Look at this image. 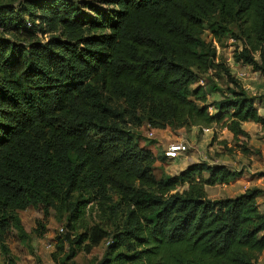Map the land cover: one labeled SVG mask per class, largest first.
<instances>
[{"label":"trees","instance_id":"obj_1","mask_svg":"<svg viewBox=\"0 0 264 264\" xmlns=\"http://www.w3.org/2000/svg\"><path fill=\"white\" fill-rule=\"evenodd\" d=\"M104 1L112 9L87 5L88 15L72 0H0L3 264H15L5 242L14 229L25 237L16 212L27 208L68 214L59 264L102 242L95 264H258L264 191L208 199L205 187L241 173L206 163L156 179L154 163L167 158L141 147L127 125L221 124L233 139L248 138L244 123L264 129L254 99L202 37L237 42L235 64L264 80V0ZM213 92L221 99L208 103ZM95 207L101 222L89 225Z\"/></svg>","mask_w":264,"mask_h":264},{"label":"rangeland","instance_id":"obj_2","mask_svg":"<svg viewBox=\"0 0 264 264\" xmlns=\"http://www.w3.org/2000/svg\"><path fill=\"white\" fill-rule=\"evenodd\" d=\"M18 1L12 3L18 6ZM22 1V0H21ZM77 6L83 8V12L91 15L87 5L100 7L102 10L112 9L106 5L104 0H72ZM11 41L22 39L14 37L8 33L5 35ZM49 36L35 35L34 40L44 42ZM203 39L210 43L216 51V63H225L229 68L230 74L240 81L243 89L248 96L254 99V105L258 113L264 116V80L253 72L251 67L242 64H235L233 51L237 42L232 39L224 38L220 43L212 40L210 32L205 30ZM218 88L224 91L228 86L223 77H217L214 71L209 73ZM221 78V79H220ZM203 85L197 81L195 86ZM220 92H213L208 97V103L220 100ZM212 113V109H209ZM127 128L140 136V146L148 149L152 154L160 159L163 151L168 144L173 142H184L188 146V152L176 160L165 159L157 160L153 166V174L156 179L164 176H174L183 171L188 165L194 163H206L211 166L223 165L231 171L241 173L240 177L228 184L214 185L205 187L208 199L217 200L221 198H233L250 188H260L264 191V129L259 124L247 123L242 128L248 134V138L233 139L232 135L221 124L213 125L210 132L197 127H187L180 129L165 128L163 130L151 129L145 122L141 125H130ZM152 134L150 136L149 134ZM259 209L264 212V196L257 199ZM24 231L21 236L18 231L11 230L6 238V245L15 264H59L61 254L58 253L56 246L58 239L63 238L67 233L66 224L68 214H61L57 210L50 208L47 217H44L41 209L27 208L16 212ZM100 212L95 207L87 210L84 220L87 224H99ZM40 222L42 227L37 224ZM103 226L112 230L110 223L104 220ZM44 228V234H39ZM39 232V233H35ZM106 244L102 242L89 254L79 252L73 261L66 264H95L105 252ZM0 264L3 258L0 256ZM258 264H264V252L258 260Z\"/></svg>","mask_w":264,"mask_h":264},{"label":"built area","instance_id":"obj_3","mask_svg":"<svg viewBox=\"0 0 264 264\" xmlns=\"http://www.w3.org/2000/svg\"><path fill=\"white\" fill-rule=\"evenodd\" d=\"M204 133L210 132L209 128L202 129ZM152 136V134H149ZM188 152V146L184 142H173L167 145L163 154L168 160H176Z\"/></svg>","mask_w":264,"mask_h":264},{"label":"crops","instance_id":"obj_4","mask_svg":"<svg viewBox=\"0 0 264 264\" xmlns=\"http://www.w3.org/2000/svg\"><path fill=\"white\" fill-rule=\"evenodd\" d=\"M247 124V123H244V125Z\"/></svg>","mask_w":264,"mask_h":264}]
</instances>
